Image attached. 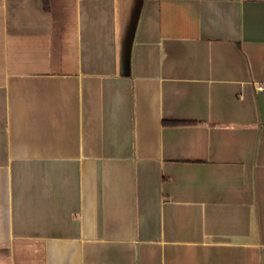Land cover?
<instances>
[{
	"label": "crops",
	"instance_id": "obj_1",
	"mask_svg": "<svg viewBox=\"0 0 264 264\" xmlns=\"http://www.w3.org/2000/svg\"><path fill=\"white\" fill-rule=\"evenodd\" d=\"M49 1L0 0V264H264V0Z\"/></svg>",
	"mask_w": 264,
	"mask_h": 264
},
{
	"label": "trees",
	"instance_id": "obj_2",
	"mask_svg": "<svg viewBox=\"0 0 264 264\" xmlns=\"http://www.w3.org/2000/svg\"><path fill=\"white\" fill-rule=\"evenodd\" d=\"M42 2H43L44 10L48 11L50 8V1L49 0H42Z\"/></svg>",
	"mask_w": 264,
	"mask_h": 264
},
{
	"label": "built area",
	"instance_id": "obj_3",
	"mask_svg": "<svg viewBox=\"0 0 264 264\" xmlns=\"http://www.w3.org/2000/svg\"><path fill=\"white\" fill-rule=\"evenodd\" d=\"M256 89H257L258 91H260V90H264V87L259 86V87H257Z\"/></svg>",
	"mask_w": 264,
	"mask_h": 264
}]
</instances>
